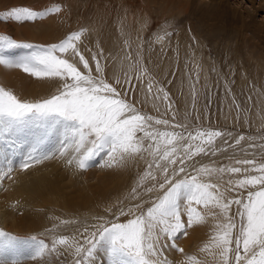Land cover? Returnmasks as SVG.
<instances>
[{"label": "snow or ice", "instance_id": "6c2138e0", "mask_svg": "<svg viewBox=\"0 0 264 264\" xmlns=\"http://www.w3.org/2000/svg\"><path fill=\"white\" fill-rule=\"evenodd\" d=\"M61 11L60 3L42 9L6 6L0 22L23 24ZM89 31L70 30L46 45L21 44L0 33V65L55 84L38 98L21 97L0 84V179H12L16 167L25 172L53 158L79 171L97 160L105 169L127 168L134 161L144 167L126 196L90 222L52 217L44 233L51 234L50 242L0 229V264L24 258L39 264L60 249L72 256L71 264H97L98 254L101 264H169L164 249L180 253L176 264H202L176 243L197 225L209 232L200 251L213 255L216 264H264V135L213 126L206 85L201 86L205 103L198 107V73L188 74L191 110L180 115L171 92L175 79H168L176 71L160 78L144 57L143 44L133 50L130 39L106 55L100 43H85ZM18 48L26 54L6 55ZM225 95H231L230 88ZM146 103L152 112L145 111ZM229 107L239 123L242 108L235 96ZM72 226L78 227L64 234Z\"/></svg>", "mask_w": 264, "mask_h": 264}, {"label": "rangeland", "instance_id": "374dc122", "mask_svg": "<svg viewBox=\"0 0 264 264\" xmlns=\"http://www.w3.org/2000/svg\"><path fill=\"white\" fill-rule=\"evenodd\" d=\"M174 1L175 2L172 1V4L169 1L168 3L167 1L162 0H103V3H99L101 7L100 12L109 16L105 17L107 20L114 19L115 21L117 17V22L121 30L119 32L124 34L114 36L116 42H113V37H108L110 39L109 42V39L106 40V37L101 35V33L98 35L87 33L85 43L88 44L89 47H94L97 43H100L104 47L106 55L109 53V50H113V52L118 50L123 44H119L120 41L124 42L125 39H130L133 50H135L137 45L142 43L144 46L143 55L146 60L152 63L154 67L155 65L151 61L153 56H156V59H160L169 54L172 57V63L165 65V67L162 68L158 74L164 76L166 72L176 71L177 74L175 77H172L171 75L168 76V79H175L174 91L176 96H174V98L176 101H180L182 98L183 89H186L189 86V72H191L193 78H195V73L192 70L205 65V69L200 70L198 74L201 75L205 72L206 74H209V77L211 78L209 81L211 84L209 88L211 89L212 94V105L210 107L211 124L213 126L222 128L225 131H233L235 129V131H243L246 135H264V90H257L256 84H251L247 78L244 83L241 80L239 82V78H241L243 74L242 68L237 64H231L235 57L238 59V61H244L245 52H241L242 50H240V48L246 50V48L251 46L255 41H261L263 44L264 21H261V17L264 12H251V8L249 7L250 4L245 0ZM219 1L220 4L218 5ZM105 3H107L108 7L103 8ZM24 4L9 2L8 5H3L0 3V10H3L6 6H25L26 4ZM184 4V9H182ZM109 5H113L114 8H109ZM209 7L214 8L215 12L216 9L218 10L219 8L215 15L221 14L224 17L219 21L221 23L223 22L222 24H226V21H228L226 17L228 15H234L235 18L231 19H233L232 22L236 23V17H238L239 12H242L243 15H245V12H247V14L251 13L248 16L245 15L249 28L248 32L245 33V37L249 38V40H244L243 36L236 33L233 35H230L224 31H221V33L220 30L217 29L218 24L216 21H203L200 17L202 14V8L204 9ZM114 15H116V17H114ZM122 15L123 20H121ZM129 17H131L132 21H128ZM44 22H47L50 25L49 22L51 21L37 20L23 24L0 22V31L4 30L5 28L11 29V31H8L7 34H10L12 38H17L15 40L21 44L33 43L46 45L55 43L64 36L61 31L60 34L58 33L57 25H60L57 24L58 21L56 20L53 22L55 25L52 27L53 30L51 29L53 31L52 37H54V39H50L48 37L46 39H42V37H40V33L45 28L43 24H47ZM209 23H211V31L206 29ZM23 28H27V35H25ZM262 28L263 31L260 32L259 30H262ZM165 31L169 33V35H164ZM13 33L17 34V37L13 35ZM20 34H24L25 41L19 39ZM158 35L163 36V39L157 40ZM193 37H195V41H193ZM105 42L108 43V47L104 45ZM182 43L189 44L191 47L190 53L188 50L186 52L181 50L180 47ZM237 48H239L238 51H232L233 49ZM26 52L27 50L22 48L10 49L6 50V55L12 59H16L26 54ZM254 59L264 60V54L262 56L256 55ZM12 70L14 73L22 72L13 77V80H16L17 82V85L13 86L14 92L21 97H43L55 89L54 82L48 79L33 77L30 74L23 72L19 68L12 67ZM182 71L183 76L181 77L180 73ZM185 78L187 79L188 83L186 82L184 85ZM202 85L201 78L200 84L198 86L201 90L200 103L198 104V107L201 109L205 103L203 95L204 88L201 87ZM227 88L231 89V95L229 96L225 95ZM250 90L252 92L259 91V94L255 93L254 95H251L249 92ZM232 96H235L236 100L241 104L242 112L239 123L235 122V108L229 107ZM186 101L188 102V106L183 105ZM179 104L176 106L179 109L180 115H183L186 110L185 108H187L189 111L191 110L190 98L184 99L182 101V107ZM144 108L145 111H152L146 105H144ZM253 114L256 116L254 117ZM245 120L247 121L246 123ZM204 123L208 124L209 121L205 120ZM259 142L260 141L257 140V143ZM99 164V160L95 161L93 166L81 171L80 175V185L84 189H87L86 184H88V187L93 191H95V187H97L96 193H104L101 200L97 201L98 203L96 207H87L90 211L88 214L77 216L78 210H75L70 206L64 207L62 203H60V209L56 207L52 209L43 207L42 209L38 210L39 214L35 219L36 225L31 228L24 227V232H17L16 235L22 237L37 235L50 242L51 234L45 236L44 233L45 229L50 228L52 223H54V221L51 219L52 217L58 216L61 218H76L83 222H90L92 215L102 214L105 206L114 205L117 198L126 196L133 182L131 179L133 178L134 174L144 167L143 161L130 162L127 168L123 169H105L101 168ZM86 173L90 174V176H85ZM122 174L124 176H128V178L125 180L126 184L124 183V187L122 186L125 190L124 193L121 192L119 187H117L118 179L122 176ZM84 176L85 178L83 179ZM106 184L108 188L104 187ZM17 213L19 216L22 214L20 210H18ZM74 227L78 226H72L66 230H63L64 234L71 232ZM196 227L203 228L205 230L204 232L207 234V227L200 225H197ZM6 230L12 231L8 227H6ZM182 237L185 238L187 236L182 235ZM180 239L181 238L179 236V239L176 241V243L179 242ZM182 244L183 242L179 243L178 246L184 248L185 246ZM187 251L189 255H192L190 247ZM98 255L99 259L97 263L101 264L102 254ZM200 255L202 256L199 257V255L196 254V257L202 262V264H216V260L209 252H201ZM178 257H180L179 253ZM71 261L72 256L69 254V252L60 249L59 253H54L50 256L44 257L41 261H39V264H71ZM168 261L169 264L174 263L172 255H168ZM19 264H38V262L24 258L20 260Z\"/></svg>", "mask_w": 264, "mask_h": 264}, {"label": "bare ground", "instance_id": "6f19581e", "mask_svg": "<svg viewBox=\"0 0 264 264\" xmlns=\"http://www.w3.org/2000/svg\"><path fill=\"white\" fill-rule=\"evenodd\" d=\"M162 1H167V2L169 1L172 4L173 2H175L174 0H162ZM220 1L218 2V5L220 4ZM245 1L250 4L249 7L251 8V12H259V11L264 12V0H245ZM9 2L23 3V4L25 3L26 4V5L24 4L25 6H32L34 9H42L45 6H50L51 3L61 4L62 6L61 13L52 14L42 19L44 21L45 20L51 21L49 22L50 25L47 22H44L47 24H43L45 28L40 33V37H42V39H46L47 37L50 39H54V37H52V32H53L52 27L55 26L53 22L56 20L58 21L57 24L60 25V26L57 25V30L59 34L60 31L65 35L70 30H79V27H86L90 30L88 34L98 35L101 33V35L106 37V40L113 37L112 39L113 42H116L114 36L124 34L119 32L121 30L118 25L116 15H114V17H116L115 21L114 19L107 20L105 19V17H109V16L100 12L101 7L99 3L100 2L103 3V0H3L0 1V3L3 5H8ZM184 6L185 4L183 5V8L182 7L181 8L184 9ZM105 7H108L107 3H105V6L103 8ZM112 7L113 5H109V8ZM213 9L214 8L212 7L204 8V9L202 8V14L200 16L201 19L206 22L216 21L218 24L217 29L220 30V32L224 31L230 35L236 33L238 35L243 36L244 40L246 41L249 40V38L245 37V33H247L249 29L245 15L248 16L251 13L247 14V12H245V15H243L242 12H239L238 17H236V23L232 22L233 19H231V18H235V16L228 15L226 17L228 21H226V24H222L223 22L221 23L219 21L224 17L221 14L215 15V13H217L219 8L218 10L216 9V12L215 9L214 10ZM261 19H262L261 21H264V14L262 15ZM121 20H123V15ZM128 21H132L131 17H129ZM26 29L27 28H23V31H25V35H27ZM206 29H208V31H211V23L208 24ZM8 31H11V29L5 28L0 32L7 33ZM259 31L260 32L263 31V28L262 30ZM14 33L13 35L17 37V34ZM19 39L25 41L24 34L22 35L20 34ZM107 42H105L104 45L108 47ZM122 43L123 42L120 41L119 44ZM180 48L182 51L186 52L188 50L190 53L191 47L189 46L188 43H182ZM238 49L239 48L233 49L232 51H238ZM240 50H242L241 52H245L244 61L242 60L238 61V59L235 57L234 61H232L231 63L233 65L237 64L242 68L243 74L241 78H239V82L241 80L244 83L247 78V80L250 81L251 84L252 83L256 84L257 90H264V60L254 59L256 55L262 56L264 54V42L262 44L261 41H255L251 46L247 47L246 50L245 49L243 50L242 48H240ZM151 61L155 65L157 71L160 72L162 68L165 67V65L172 63V57L169 54L160 59H156V56H153L151 58ZM205 67L206 66L203 65L202 67H197L192 71L195 73L196 76V74L200 70L205 69ZM20 73H14L12 67L0 65V84H5L11 89H13V86L17 85V82L16 80H13V77ZM159 76L161 78L164 77L163 75H159ZM180 76L181 77L183 76V71L180 73ZM199 77L200 79L202 78L203 85H206L207 87L211 85L209 82L211 80L209 74H206L204 72L203 74L199 75ZM186 82L187 79L185 78L184 85L186 84ZM187 88L183 89L182 98L180 99V101L179 100L177 101V104L179 103L182 104V101L188 98ZM174 89H175V85L171 87V92L174 96H176ZM249 92L251 95H254L255 93L259 94V91L252 92L250 90ZM135 97L137 100L140 101L144 100V96L140 92L135 93ZM187 101L184 102L183 105L188 106ZM181 104L179 105L181 106ZM145 105L148 106L153 111L151 103H146ZM255 116L256 115H254V117ZM80 175H81V171L73 167H67L63 160L56 158L45 160L42 163L35 165L30 170L25 172H21L19 168L16 167L11 173L12 179H8L6 177L4 179H0V229L6 230V227H8L12 231L9 230L6 231L13 234H16L17 232L20 233L23 230H25L24 227L31 228L36 225L35 219L39 214L38 210L42 209L43 207H48L49 209L56 207L60 209V203H62L64 207L70 206L73 209L78 210L77 216L88 214L90 211L89 208L87 207L88 206L96 207L98 203L97 201L101 200L104 193L103 194H101V192L96 193L97 187H95V191H93L88 187V184H86L87 189H84L80 185L81 182ZM85 176H90V174L86 173ZM85 176L83 177V179L85 178ZM127 178L128 176H124L122 174V176L118 179L117 182V187H119V189L123 193L125 191L123 189L124 187L123 185ZM131 180H133V178ZM104 187L106 188L107 184ZM18 210L22 212L20 216L17 213ZM204 231L205 230L203 228L194 226L193 229H190L189 235L187 237L184 238L182 237V235H180L181 239L179 240V242H177V245L183 242L182 245H184L185 247L184 246L182 247H184L186 253H188L187 250L190 247L192 255L196 256L197 254L199 255V257L202 256L200 255L201 254L200 249L203 246V244L207 241L209 234V232H207L206 234V232ZM164 255L167 257V259H168V255H172L174 261L173 264H176V262L179 259H182L181 255L180 257H178V252H176L175 249H171V250L164 249ZM98 259H99V255H97V261Z\"/></svg>", "mask_w": 264, "mask_h": 264}]
</instances>
